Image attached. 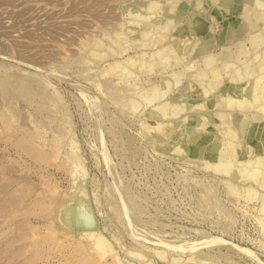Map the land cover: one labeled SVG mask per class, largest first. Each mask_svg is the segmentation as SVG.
<instances>
[{"label":"rangeland","instance_id":"rangeland-1","mask_svg":"<svg viewBox=\"0 0 264 264\" xmlns=\"http://www.w3.org/2000/svg\"><path fill=\"white\" fill-rule=\"evenodd\" d=\"M0 264H264V0H0Z\"/></svg>","mask_w":264,"mask_h":264},{"label":"bare ground","instance_id":"bare-ground-1","mask_svg":"<svg viewBox=\"0 0 264 264\" xmlns=\"http://www.w3.org/2000/svg\"><path fill=\"white\" fill-rule=\"evenodd\" d=\"M256 82V81H255ZM258 86V85H257ZM252 163V162H251ZM250 199V198H249ZM251 200V199H250Z\"/></svg>","mask_w":264,"mask_h":264}]
</instances>
